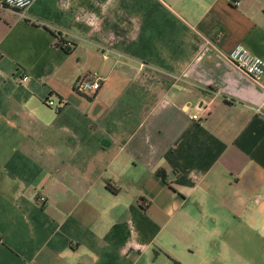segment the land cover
<instances>
[{"label": "crops", "instance_id": "obj_1", "mask_svg": "<svg viewBox=\"0 0 264 264\" xmlns=\"http://www.w3.org/2000/svg\"><path fill=\"white\" fill-rule=\"evenodd\" d=\"M237 43L264 58V0L0 3V264H264V74Z\"/></svg>", "mask_w": 264, "mask_h": 264}, {"label": "built area", "instance_id": "obj_2", "mask_svg": "<svg viewBox=\"0 0 264 264\" xmlns=\"http://www.w3.org/2000/svg\"><path fill=\"white\" fill-rule=\"evenodd\" d=\"M33 0H1V5L10 6L19 9L24 12V10L32 4ZM108 52L104 51V56L107 57ZM228 57L232 60L238 67L243 69L249 75H251L258 82L264 74V58L260 55L254 53L243 43H237L229 52ZM28 75L24 74L23 78H27ZM104 75L99 71L88 72L82 76L75 84V89L80 93L89 94L94 96L97 94L102 86ZM47 102L50 105H56V108H60L63 103L57 100L47 98ZM206 108L202 104L198 106V109ZM255 110L260 111V107L256 106ZM193 119H199V111L190 114ZM41 201L46 200L45 195L40 196Z\"/></svg>", "mask_w": 264, "mask_h": 264}, {"label": "rangeland", "instance_id": "obj_3", "mask_svg": "<svg viewBox=\"0 0 264 264\" xmlns=\"http://www.w3.org/2000/svg\"><path fill=\"white\" fill-rule=\"evenodd\" d=\"M104 50H105V52H108V54H109V50H108L107 48H105ZM100 73H101V72H100ZM54 100H55V99H54ZM51 106H53V107L56 108V105H51Z\"/></svg>", "mask_w": 264, "mask_h": 264}]
</instances>
